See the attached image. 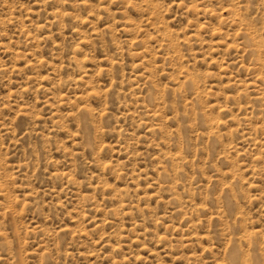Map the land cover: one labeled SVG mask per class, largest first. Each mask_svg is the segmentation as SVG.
Listing matches in <instances>:
<instances>
[{
	"label": "rangeland",
	"instance_id": "374dc122",
	"mask_svg": "<svg viewBox=\"0 0 264 264\" xmlns=\"http://www.w3.org/2000/svg\"><path fill=\"white\" fill-rule=\"evenodd\" d=\"M0 264H264V0H0Z\"/></svg>",
	"mask_w": 264,
	"mask_h": 264
}]
</instances>
